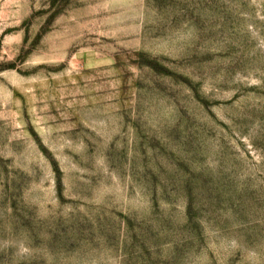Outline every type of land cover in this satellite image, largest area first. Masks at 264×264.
Returning a JSON list of instances; mask_svg holds the SVG:
<instances>
[{
	"label": "rangeland",
	"instance_id": "obj_1",
	"mask_svg": "<svg viewBox=\"0 0 264 264\" xmlns=\"http://www.w3.org/2000/svg\"><path fill=\"white\" fill-rule=\"evenodd\" d=\"M0 264H264V0H0Z\"/></svg>",
	"mask_w": 264,
	"mask_h": 264
}]
</instances>
